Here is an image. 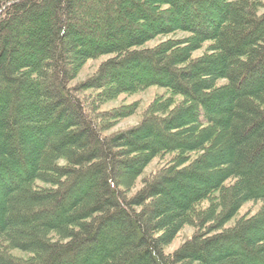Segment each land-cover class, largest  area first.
Wrapping results in <instances>:
<instances>
[{
  "label": "trees",
  "instance_id": "trees-1",
  "mask_svg": "<svg viewBox=\"0 0 264 264\" xmlns=\"http://www.w3.org/2000/svg\"><path fill=\"white\" fill-rule=\"evenodd\" d=\"M0 264H264V0H0Z\"/></svg>",
  "mask_w": 264,
  "mask_h": 264
},
{
  "label": "rangeland",
  "instance_id": "rangeland-1",
  "mask_svg": "<svg viewBox=\"0 0 264 264\" xmlns=\"http://www.w3.org/2000/svg\"><path fill=\"white\" fill-rule=\"evenodd\" d=\"M184 34H177L175 35L176 38L179 37H183ZM165 39V38H162ZM158 40H155L151 43L148 44V46H153L154 44L157 43ZM199 53H197L196 55H198ZM105 57L99 58L97 60H92V61H88L83 68L81 69L77 80L81 81L84 80L88 77H90L94 71L96 70L97 66L99 65V63L104 60ZM76 80V81H77ZM163 90L162 89H156V88H150L148 90H146L143 93H139V94H135L132 96H119L116 100L113 101H108L107 103L103 104L100 108V111H111L116 109L117 107L120 106H127V105H131V104H135L137 107V111L135 112L134 115H132L129 118L123 119L121 120L118 124H116L112 129H111V133H115L117 131H121L124 129H128L131 128L132 126H135L141 119V116L144 112V110L146 109V107L149 105V103L157 96H160L163 94ZM168 158L166 157L163 161L154 159L149 165L148 167L145 169L144 174L138 178L137 182H136V188L134 189V191H136V189H138L140 187V180L145 177L147 174H149V172L153 171L154 169H156L159 165H164L165 161ZM133 191V192H134ZM259 204H254V203H246L239 211L238 215H249L251 216L252 214H254L257 209L259 208ZM231 224V222L229 223ZM194 230L191 227H184L176 236V238L173 240V242L168 245V247L165 249V254H169L172 253L175 249H177L181 243L183 241H185L187 238H189L192 234H193ZM239 245L233 243V249L235 250L236 253H240L242 252V250L240 248H238ZM240 259L244 260V262L247 261L246 258H242L239 257ZM249 263V262H248Z\"/></svg>",
  "mask_w": 264,
  "mask_h": 264
}]
</instances>
